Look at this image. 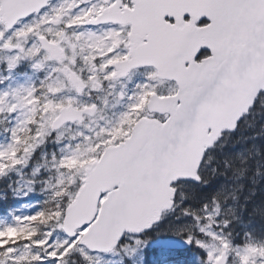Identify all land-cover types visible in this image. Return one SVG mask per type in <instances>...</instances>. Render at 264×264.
<instances>
[{"label":"snow or ice","instance_id":"obj_1","mask_svg":"<svg viewBox=\"0 0 264 264\" xmlns=\"http://www.w3.org/2000/svg\"><path fill=\"white\" fill-rule=\"evenodd\" d=\"M262 115L264 0H0V264H264Z\"/></svg>","mask_w":264,"mask_h":264},{"label":"trees","instance_id":"obj_2","mask_svg":"<svg viewBox=\"0 0 264 264\" xmlns=\"http://www.w3.org/2000/svg\"><path fill=\"white\" fill-rule=\"evenodd\" d=\"M249 119L252 121L253 126L249 127L247 129V126L245 125V122L242 120L240 122V125L237 129V131L235 133H230L228 134V144H231V137H234L236 139V137L238 136H244L243 135V130L245 131L246 135L245 136H250L252 134L253 131H257L259 129V125L261 122H264V115L259 116V117H249ZM248 130V131H247ZM252 143H258L261 146L262 149V155H264V137H260L257 138V140L255 141H251ZM246 144H249V140L247 141ZM246 144H244V146H246ZM237 148L241 147L240 144L236 145ZM227 149V145L226 148ZM255 159V157H254ZM257 187V197L260 196L261 192L264 191V176H262L260 178V183L258 185H256ZM241 200H242V196H241ZM21 204V201L19 202H15V201H6V202H0V219H5V217H3V213L4 211H6L7 208H14L17 209V207ZM31 210L33 211L34 208L32 207ZM10 217H7L6 219H9ZM12 218V217H11ZM245 218H247V216L245 215ZM249 227H255L257 229H259L260 227V221L258 218H253L252 224L249 225Z\"/></svg>","mask_w":264,"mask_h":264},{"label":"rangeland","instance_id":"obj_3","mask_svg":"<svg viewBox=\"0 0 264 264\" xmlns=\"http://www.w3.org/2000/svg\"><path fill=\"white\" fill-rule=\"evenodd\" d=\"M17 79L18 80H20V81H23L25 78L24 77H17ZM249 127H247V129H248ZM248 131V130H247ZM243 135L245 136L246 135V133H245V131L243 130ZM235 138L234 137H231V140H234ZM252 140H249V143H252L251 142ZM247 143V141L245 142V144ZM36 196H40V198L42 199L43 197L39 194V193H37V194H35ZM21 201V204L20 205H29V204H32V203H34V200H32V201H30V200H28L27 198H25V199H22V200H20ZM20 205L17 207V211H16V214L17 215H23V214H28V213H30L32 210H31V208L32 207H20ZM11 220H12V218L10 217L9 219H7V221L8 222H11ZM100 264H104V261L103 260H101L100 261Z\"/></svg>","mask_w":264,"mask_h":264},{"label":"flooded vegetation","instance_id":"obj_4","mask_svg":"<svg viewBox=\"0 0 264 264\" xmlns=\"http://www.w3.org/2000/svg\"><path fill=\"white\" fill-rule=\"evenodd\" d=\"M52 2H53V3H55V2H56V0H53ZM96 27H97V30H99L98 26H96Z\"/></svg>","mask_w":264,"mask_h":264},{"label":"water","instance_id":"obj_5","mask_svg":"<svg viewBox=\"0 0 264 264\" xmlns=\"http://www.w3.org/2000/svg\"><path fill=\"white\" fill-rule=\"evenodd\" d=\"M236 130H237V129H236ZM236 130H235V131H236ZM235 131H233V132H235Z\"/></svg>","mask_w":264,"mask_h":264}]
</instances>
